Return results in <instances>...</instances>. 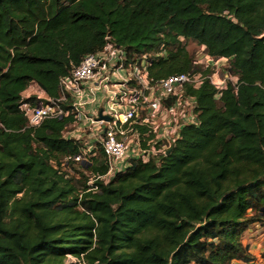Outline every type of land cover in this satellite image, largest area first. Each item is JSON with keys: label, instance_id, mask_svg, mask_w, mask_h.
Segmentation results:
<instances>
[{"label": "trees", "instance_id": "obj_1", "mask_svg": "<svg viewBox=\"0 0 264 264\" xmlns=\"http://www.w3.org/2000/svg\"><path fill=\"white\" fill-rule=\"evenodd\" d=\"M108 34L130 52L164 49L156 78L212 73L183 37L228 57L238 80L219 95L210 78L188 86L197 122L172 151L130 159L92 189L108 166L103 153L66 160L80 152L64 137L73 113L33 127L20 104L41 101L23 97L32 83L59 97L61 78ZM252 224L264 227V0H0V264L250 262Z\"/></svg>", "mask_w": 264, "mask_h": 264}, {"label": "built area", "instance_id": "obj_2", "mask_svg": "<svg viewBox=\"0 0 264 264\" xmlns=\"http://www.w3.org/2000/svg\"><path fill=\"white\" fill-rule=\"evenodd\" d=\"M106 39L101 50L86 54L69 75L61 78L59 97L41 95L37 96L41 101L24 100L20 104L33 127L45 118L73 113L74 121L64 137L77 141L80 152L66 160L88 165L101 150L108 166L107 173L91 175L92 189L98 188L94 185L96 180L107 182L125 169L126 166H119V161L129 162L133 158L148 161L166 155L180 130L197 122V101L186 91L188 86L198 87L210 78L219 95L229 80L233 84L238 80L228 72L224 79H219L217 68L226 67L228 57L212 56L205 52V46L193 61L204 70L211 69V74L189 71L156 78L150 75L149 67L154 57L166 56L164 49L130 52L114 42L110 34ZM67 102L68 108L64 107ZM101 114L110 119L101 118ZM73 262L86 264L79 258Z\"/></svg>", "mask_w": 264, "mask_h": 264}, {"label": "rangeland", "instance_id": "obj_3", "mask_svg": "<svg viewBox=\"0 0 264 264\" xmlns=\"http://www.w3.org/2000/svg\"><path fill=\"white\" fill-rule=\"evenodd\" d=\"M185 47L190 51V53L192 55H197L198 52L202 49V46L199 45L197 42L193 41V40H184L183 41ZM220 68V69H219ZM217 74H218V77L219 79H224L225 77V74L227 73V70H225V66H219ZM216 69V70H217ZM215 71V69H214ZM215 81H219V79L217 78H213ZM27 95L31 96V95H36V96H41V95H46V94H43L41 88L36 84V83H32L29 88H28V93H24V97H27ZM43 97V96H42ZM171 149V148H170ZM102 153V151L100 150V152L98 153L97 156H99L100 154ZM129 154H132V152H129ZM129 163L127 162V160H124V161H119V166L120 167H123V166H127ZM68 171L71 175H76L78 176L79 174V171H82L81 168L74 164V165H71V167L68 168ZM256 226L254 224H252L250 226V228L248 229V231L245 233L244 235V241L246 240H252V239H255L257 236H258V230L255 228ZM262 234H264V232H261ZM260 233V234H261ZM264 258V256H262V259ZM68 261H77V258H74L72 256H69L68 257ZM264 262V261H263ZM260 264H262V262H259Z\"/></svg>", "mask_w": 264, "mask_h": 264}, {"label": "crops", "instance_id": "obj_4", "mask_svg": "<svg viewBox=\"0 0 264 264\" xmlns=\"http://www.w3.org/2000/svg\"><path fill=\"white\" fill-rule=\"evenodd\" d=\"M42 92L43 94H46L44 90H42ZM24 93L27 94L28 89ZM255 226V228L258 230V236L255 239L244 241L246 244H249L250 252L254 256V259L250 262L234 261L232 264H260L259 262H262V264H264V258L262 259V256H264V234L261 233L264 232V227H262L261 225Z\"/></svg>", "mask_w": 264, "mask_h": 264}, {"label": "water", "instance_id": "obj_5", "mask_svg": "<svg viewBox=\"0 0 264 264\" xmlns=\"http://www.w3.org/2000/svg\"><path fill=\"white\" fill-rule=\"evenodd\" d=\"M101 118H105L108 120L110 119V117L108 115H102V114H101ZM171 151H172V148L167 151V154H169Z\"/></svg>", "mask_w": 264, "mask_h": 264}]
</instances>
